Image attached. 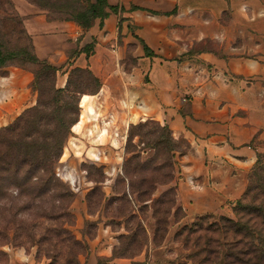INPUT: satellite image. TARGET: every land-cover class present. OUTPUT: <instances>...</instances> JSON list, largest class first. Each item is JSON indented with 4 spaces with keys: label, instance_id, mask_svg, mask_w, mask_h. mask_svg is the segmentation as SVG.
<instances>
[{
    "label": "rangeland",
    "instance_id": "1",
    "mask_svg": "<svg viewBox=\"0 0 264 264\" xmlns=\"http://www.w3.org/2000/svg\"><path fill=\"white\" fill-rule=\"evenodd\" d=\"M79 1L95 4L97 0H11L16 14L24 18L25 28L33 17L43 16L48 22L71 23V29L81 30L82 35L77 36L75 42L70 38L77 48L66 51L67 61L56 67L42 60L58 69L57 89L68 85L73 70L69 69L70 61L83 51L89 52L88 57L94 51L98 34L94 37L90 32L103 28L106 21L102 25L99 20L95 21L87 31L74 22L65 21L67 8L76 7ZM123 1L115 2L119 22L127 13L121 6ZM107 2L115 6L112 0ZM44 4L46 9L39 7ZM124 19L121 31L124 33L127 28L132 31L131 20ZM75 31L70 33L75 34ZM122 38L120 35L121 44ZM9 44L10 48L14 47ZM34 53L37 56L35 48ZM10 68L21 69L9 67L0 70V75H6L5 70ZM25 69L32 72L33 67L26 65ZM75 80L76 77L71 91L76 89ZM98 81L100 88L95 95L80 97L78 120L85 108L83 99L96 96L102 89ZM31 89L36 103L25 111L38 101L33 83ZM255 89L264 130V75ZM65 102H71L67 94L62 107ZM24 113L0 130L13 125ZM44 116L42 125H47L48 130H39L36 135L46 136L56 129L60 135H64V131L68 135L57 162L44 165L31 158L24 160V150L18 152L7 142L0 146L1 263L8 264L13 257L22 264H243L242 261L247 260L243 252L249 249L251 238L237 234L236 227L225 225L224 221L240 220L264 234L263 219L252 214L256 207L264 205L263 196L248 199V204L253 200L251 210L241 214L237 209L256 163L240 198L221 200L213 193L200 198L199 192L185 189L183 185L186 180L182 176L183 161L190 145L186 140H176L168 127L156 121H143L133 125L138 129H130L132 125L128 128L121 145H110L111 140L98 145V135L81 138L73 127L69 132L60 128L63 123L58 121L62 116L54 107L48 108ZM74 118L72 113L66 114V124ZM30 130L26 128L24 132L28 134ZM101 132L106 134L105 126ZM255 148L257 154H263L264 139L256 141ZM260 241L264 243V237ZM253 264H264V259Z\"/></svg>",
    "mask_w": 264,
    "mask_h": 264
},
{
    "label": "crops",
    "instance_id": "2",
    "mask_svg": "<svg viewBox=\"0 0 264 264\" xmlns=\"http://www.w3.org/2000/svg\"><path fill=\"white\" fill-rule=\"evenodd\" d=\"M121 6L132 31L119 34V16L111 14L103 28L90 32L98 34L91 55L70 61V70L89 69L102 84L99 94L83 99L85 123L74 134L91 139L106 123L107 135L97 144L121 145L131 125L156 121L190 145L183 161L185 189L200 198L211 193L221 200L240 198L257 161L255 142L264 139L255 89L264 75L263 0H125ZM133 6L144 11L131 12ZM71 27L43 16L29 20L39 59L56 67L67 61L66 51L77 48L82 35ZM5 72L0 128L36 103L33 74ZM8 264L22 263L11 257Z\"/></svg>",
    "mask_w": 264,
    "mask_h": 264
},
{
    "label": "trees",
    "instance_id": "3",
    "mask_svg": "<svg viewBox=\"0 0 264 264\" xmlns=\"http://www.w3.org/2000/svg\"><path fill=\"white\" fill-rule=\"evenodd\" d=\"M39 7L46 9L47 5H39ZM67 9L69 10L67 12L68 19L64 20L74 22L84 31L90 30L95 21L99 20L102 25L111 14L117 15L119 12V8L110 6L107 0H97L95 4L79 1L76 7L70 6ZM121 11L125 12V9L121 8ZM130 11L144 10L133 6ZM152 14L157 15L154 12ZM24 21L23 17L19 16L18 13L16 14L11 0H0V70L9 67L25 69L26 65H31L33 67L31 73L34 75L33 90L39 96L36 106L25 111L13 125L0 130V146L7 142L9 147L14 148L18 152L24 150L22 152L24 160L31 158L33 161H39L44 165H51L61 157L64 149L63 145L68 135L65 131L64 135H60L61 133L58 129L46 136L36 135L39 130H48L47 125H42V118L45 117L47 109L54 107L58 110L59 116H62L58 122L63 123L60 128L68 129L69 132L70 128L73 127V131L77 130L80 132L85 123L83 117L78 120L80 97L83 94L95 95L100 88V83L90 70L76 68L71 71L67 87L65 89H57L55 83L58 69L47 61L37 58L34 53L32 38L26 31ZM124 21L126 19L122 18L119 22V34L122 32L121 27ZM9 43L14 44V47L10 48ZM143 45L146 55L152 56L153 53H151L149 48L144 43ZM81 53L87 55L89 52L83 51ZM74 77H76L74 82L76 89L71 91ZM92 85L94 88H91ZM66 94L71 102H65V107H62L61 104ZM68 113H72L75 116L74 119L70 120L69 125L65 122V115ZM104 126L107 129L106 123H104ZM26 128L31 129L28 134L24 132ZM130 129H138V126L132 125ZM106 135L107 132L103 135L100 130L96 141H101ZM49 138L51 139L48 140ZM259 196L264 197V153L257 155V162L251 173L246 194L237 203L238 213L242 214L244 211L251 210L250 205L253 200H251L250 204H248V201L251 198L258 199ZM262 205L258 208L256 207L252 214L257 219H263L262 223L264 224V205ZM224 222L225 225L235 226L237 234L251 238L248 244L249 249L243 252V256L247 258L246 261H242L243 264H253L264 259V243L260 241L264 234L260 233V230L258 232L256 227L249 228L240 220L236 223L231 220H225Z\"/></svg>",
    "mask_w": 264,
    "mask_h": 264
}]
</instances>
